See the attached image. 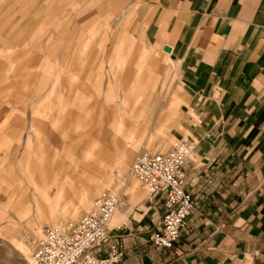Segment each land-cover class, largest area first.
<instances>
[{"label":"rangeland","instance_id":"1","mask_svg":"<svg viewBox=\"0 0 264 264\" xmlns=\"http://www.w3.org/2000/svg\"><path fill=\"white\" fill-rule=\"evenodd\" d=\"M56 1L0 0V264H30L45 226L68 231L104 192L124 200L136 184L137 192L148 193L131 175L140 153L165 154L188 140L195 147L188 161H194L197 148L212 140L214 108L178 79L182 73L177 63L174 90L182 103L172 110L165 99L164 110L153 120L155 106L141 100L136 106L139 116L125 115L126 129L115 135L111 126L118 101L127 99L134 107L131 87L138 79L151 86L166 56L147 43L149 59L139 60L145 42L133 40L141 38L133 16L124 20L110 15L88 27L67 15L56 24L54 7L65 5L66 0ZM1 34L13 35L3 38ZM32 37L36 40L27 41ZM118 60H124L119 71ZM109 87L117 88L120 100L108 95ZM160 88L159 83L157 94ZM24 98L30 99V107L23 106ZM199 134L204 135L201 143L196 141ZM120 150L128 151L130 158L121 171L122 182L113 191V184L103 185L100 180L104 175L119 180L114 164ZM54 154L58 160L53 161ZM27 167L36 171L39 192L22 172ZM59 168H63L61 177L56 175ZM41 171L46 172L44 178ZM59 185L64 190L57 200ZM88 194L90 203L85 205L81 198ZM154 199L144 201L142 210L147 211ZM122 223L111 222V226ZM25 246L29 247L26 253Z\"/></svg>","mask_w":264,"mask_h":264},{"label":"crops","instance_id":"2","mask_svg":"<svg viewBox=\"0 0 264 264\" xmlns=\"http://www.w3.org/2000/svg\"><path fill=\"white\" fill-rule=\"evenodd\" d=\"M53 11L56 24L68 15L88 27H94L95 19L110 15L118 14L124 20L133 16L141 36L133 40L145 42L139 60L149 59L148 44L166 56L151 86L138 79L131 87L134 107L127 99H118L116 87L107 90L110 97L120 100L111 126L115 135L126 129L125 115L139 116L136 106L141 100L155 106L153 120L164 110L165 99L172 110L182 103L174 90L176 63L182 73L178 79L214 108L212 140L197 148L194 161H187V191L194 210L179 242L170 250L149 243L151 233L159 230L163 199H154L143 211L150 194L137 192L135 184L126 199L118 196L117 215L112 220L113 224L123 222L111 226L113 243L125 253L121 264H264V0H66ZM1 35L10 38L13 34ZM117 41L120 51V36ZM123 64L124 60L117 61L118 71ZM22 104L32 105L25 98ZM190 113L194 115L193 109ZM198 137L196 141L203 142L204 135ZM129 156L126 150L117 151L118 181L104 175L99 182L113 184V191L117 190ZM58 158L53 155V161ZM62 169L57 170L58 177ZM22 172L39 192L35 169L27 167ZM40 176L44 178L46 172ZM63 190L59 185L57 200ZM90 199L91 194L82 195L81 201L87 205Z\"/></svg>","mask_w":264,"mask_h":264},{"label":"built area","instance_id":"3","mask_svg":"<svg viewBox=\"0 0 264 264\" xmlns=\"http://www.w3.org/2000/svg\"><path fill=\"white\" fill-rule=\"evenodd\" d=\"M195 147L182 140L165 154L140 153L131 166L151 198L163 199L159 230L151 233L149 243L159 250H170L179 242L194 210L187 191L186 165ZM117 198L104 192L90 211L68 231L45 226L32 254L34 264H121L125 253L113 243L111 222Z\"/></svg>","mask_w":264,"mask_h":264},{"label":"bare ground","instance_id":"4","mask_svg":"<svg viewBox=\"0 0 264 264\" xmlns=\"http://www.w3.org/2000/svg\"><path fill=\"white\" fill-rule=\"evenodd\" d=\"M193 114V113H192ZM152 137V136H151ZM150 139V138H149ZM29 173V172H28ZM30 185H32V184H30ZM36 188V187H35ZM117 198V204H116V212H117V208H118V204H119V197H116ZM138 199V198H137ZM28 209V208H27ZM116 212H115V214H116ZM117 215V214H116ZM114 217H115V215H114ZM114 217H113V219H114ZM117 217V216H116ZM119 218L120 219H124L123 218V216L122 215H119ZM112 219V220H113ZM55 220V219H54ZM37 223V224H36ZM38 223L40 224V222L37 220V222H35V224H36V226L38 225ZM35 232V231H34ZM37 233V232H36ZM27 248H29L28 246H25V248L23 249V251L26 253V252H28V249ZM30 264H34L33 263V261H32V256H31V261H30Z\"/></svg>","mask_w":264,"mask_h":264},{"label":"water","instance_id":"5","mask_svg":"<svg viewBox=\"0 0 264 264\" xmlns=\"http://www.w3.org/2000/svg\"><path fill=\"white\" fill-rule=\"evenodd\" d=\"M164 50H165L166 52H170V49L167 48V47H166Z\"/></svg>","mask_w":264,"mask_h":264}]
</instances>
